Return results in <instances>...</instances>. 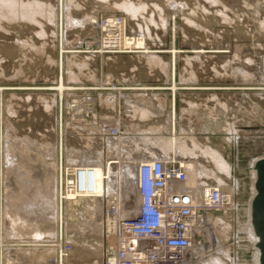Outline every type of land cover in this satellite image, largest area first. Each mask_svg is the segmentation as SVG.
<instances>
[{
	"label": "rangeland",
	"instance_id": "1",
	"mask_svg": "<svg viewBox=\"0 0 264 264\" xmlns=\"http://www.w3.org/2000/svg\"><path fill=\"white\" fill-rule=\"evenodd\" d=\"M42 1L53 4L54 10H60V0ZM185 1L188 5L180 10L168 4L163 6L168 17V29L158 36L153 34L145 39L148 51L156 50V54L162 59L156 64L149 62L151 66L147 56L151 53L144 52L146 48L133 42L132 38L140 35L133 28V21L125 10L114 4L106 5L91 0H62L63 5H71L70 12L77 20L76 24H66L64 21L63 31H67L68 37L63 35L62 39L61 26L58 28L53 22H48L46 11L35 14L36 19L39 18L38 21L48 30L47 32L45 29L46 34L41 37L37 33L40 25L35 22L26 23L22 18L19 22L12 23L4 20L8 30L6 32L0 29V264H56L62 258L64 264H93L94 261L104 264L106 255L113 247L110 243V237L114 234V201H110L114 200L113 195H109L111 198H107L108 203L103 209L102 230L96 233L92 229L88 230L83 223L96 222L97 219L95 214L90 213L93 201L76 200L79 197L75 196L74 188L68 186L70 181L75 180V173L70 169L74 167L76 159L78 162L80 151L98 147L101 143L100 147L105 146L109 139L113 138L111 142L115 140L116 145L115 142L112 143L114 147L120 146L122 153L119 156L123 159L125 152L136 150L130 153L136 156L142 146H152V138L169 137L174 133L183 136L187 144L190 143L188 138L193 136L199 142L218 145L234 167L235 173L226 182L232 184L233 178H236L238 184L234 186L236 189L227 208L209 211L203 218L224 217L227 232L220 234L217 230L214 231L220 247L226 246L230 251L234 250L231 251L234 253L232 264H253L254 247L247 237L243 223L250 192L249 150L255 149L254 138L264 142V29L260 28L256 13L257 8L264 11V0H234L239 4H229V8L235 22L231 20L228 23L220 18L219 13H209L208 17L203 14L209 9L208 0ZM76 2L82 4L80 9L76 7ZM223 2L227 3V0ZM219 7L220 5L216 8ZM63 10L65 13L66 7ZM109 18L115 19L119 27L109 29ZM189 19L196 24L193 26ZM108 36H115V39ZM125 37L129 42L132 40V43L125 44ZM108 39L111 41L108 42ZM198 49L204 50L199 59L194 52ZM78 50H82L79 55L75 53ZM124 55H131L133 58L129 61ZM248 57L252 61H248ZM83 59L88 61V65H83ZM240 66L242 70H239ZM73 74H76L74 79ZM60 81L67 86L66 89L64 87V97L61 98L57 89ZM172 86H175L174 90ZM43 95L47 96L46 99L53 100V105H50L53 110L41 103ZM110 96L114 107L107 102V97ZM141 107H151L148 111L152 112H147L146 115L148 117L138 115ZM132 110L137 113H132ZM229 126L241 128L238 133L245 145L239 142L236 150L232 149L231 143L224 142L223 137ZM205 136H209V141ZM144 138H147V142ZM101 139L104 140L100 141ZM60 140L63 142V153L59 149L55 153V161L65 162L62 176L61 168L54 169L49 164L53 158L45 153L46 145L60 147ZM122 143L124 147H121ZM88 144L90 147L86 146ZM5 147L10 150L6 155ZM235 151L236 156L233 155ZM66 154L73 159H70L72 163L66 161ZM8 155L18 163L8 160ZM110 155H114L112 159H117L114 153ZM110 155L107 154L106 157L110 158ZM174 159L180 161V156L177 160ZM56 175L59 185L61 177L63 181L62 187L59 186V195L63 197V218L62 223L59 220V234L49 235L51 229L55 231L57 228L56 221L46 219L50 215L49 211L34 209L26 215L24 210L29 209L26 206L28 199L52 187L51 177L55 178ZM206 181L217 183L214 178ZM66 189H71L74 196H67ZM133 195L135 192L131 194L132 197ZM20 215L26 217L24 221L20 219ZM69 225H74L77 230L75 234L66 232ZM36 231L43 235H35ZM96 246L103 250L99 255ZM208 247H204L202 253L188 251L185 264H201L203 260L218 255L217 248ZM68 249H72L69 255ZM84 253V256L77 255ZM223 259L229 262V259Z\"/></svg>",
	"mask_w": 264,
	"mask_h": 264
},
{
	"label": "bare ground",
	"instance_id": "2",
	"mask_svg": "<svg viewBox=\"0 0 264 264\" xmlns=\"http://www.w3.org/2000/svg\"><path fill=\"white\" fill-rule=\"evenodd\" d=\"M81 1L83 2V1H86V0H81ZM91 1L96 2V3H98L97 1L103 2L106 5L107 4H114L118 8H121V9L125 10L128 13L127 15L133 21V28L136 29L137 34H140L137 37H133L132 36L133 37L132 38L133 39V42H135L137 45H142V47L146 48L147 50L144 51V52L151 53V54L147 55L148 56V64H149V62L151 63L152 61H153L152 63L155 62V64L157 62L162 61V59L160 58V56L158 54H156V52H157L156 50L148 51V46L145 43V39L147 37H152L153 34L158 36V34L160 32L161 33L166 32V29H168L167 28V23H168L167 21L168 20L166 19L168 17H166V15H165L164 7L163 6H165V5L168 4V5L172 6V7H175V9H177V10L179 9L180 10V9H182V7L188 5L185 0H179V1L178 0H150V1L149 0L148 1H146V0H91ZM223 1L224 0H208L209 9H206L205 8L207 14L206 13H203V14L208 17L209 16L208 15L209 13H212V14L219 13L220 18L223 21H227V23H228V21H231V20L234 21L233 20V17L231 16L232 14H231V11H230V8H229L231 6H229V4L236 5L237 3L239 4V2L234 1V0L233 1L232 0H227V3H225ZM70 4H72V3L70 2ZM219 5H220V7L219 8H216ZM70 6L68 4L67 5L66 4L63 5L62 0H60V10H59V8H57V10H54L53 4L46 3V2H44L42 0H0V29H3L6 32L8 30L7 27H6V25L4 24V22H5L4 20L11 21V23H12V22H15V21L19 22V20L22 18V19H25L24 22L26 21V23H27V21H29V22H35V23L39 24L40 25L39 26L40 29L37 31V33L41 37V36H43V35L46 34V30H47L46 28L47 27L44 28V24L42 25L41 24V21H38L39 18H38V20L36 19L35 14H37L38 12L46 11V13H45L46 14L45 15L46 16V20L48 22H53L54 24H56L55 26H57L58 28H59V26H61L60 34H61V39H62L63 38V35L66 36V33H67V31H63V23H64V21H65L66 24H69V23L70 24L71 23L72 24H76L77 23V20L72 17V13L70 12ZM81 6H82V4H80V2H78V3L76 2V7H78L80 9ZM63 7L64 8L66 7L65 13H64V10H63L64 8ZM236 7H238V6H236ZM248 7H250V6H248ZM237 9H239V8H237ZM203 12H205V11H203ZM256 13L259 16V19L258 20H259L260 25H261L260 28L261 29H264V11L262 9H260V8H257ZM37 17H39V15ZM78 20H80V19H78ZM189 20H191V19H189ZM192 21L193 20H191V22ZM192 23H193V26H194V24H196L195 21L192 22ZM30 24H33V23H30ZM47 24H50V23H47ZM54 24H53V26H54ZM81 24H83V23H81ZM189 24H190V22H189ZM114 25H116V24H114ZM237 25H239V24L237 23ZM196 26H198V25H196ZM66 27H67V25H66ZM68 28H69V26H68ZM203 28L205 29V27H203ZM205 31H207V30H205ZM47 32H48V30H47ZM194 32H196V30ZM195 36H197V35H195ZM66 37H68V36H66ZM52 38H54V37H52ZM124 41H125L124 43L125 44H128V45L130 43H132L131 42L132 40L129 42L126 37H125V40ZM175 51H174V54H175ZM62 52L63 51H61V60H60L61 69H62V64H63V53ZM81 52H82V50H78L75 53H78V55H79ZM194 52H196L195 53V57L198 58V57L201 56V54L204 53V50L198 49V50H196ZM89 56H90V54H89ZM124 57L126 59L129 58V61H130V58H133V56H131V55H129V56L124 55ZM236 57L238 58V56H236ZM116 58H117V56H116ZM196 58H194V61H197ZM249 58L250 57H248V61H252V59H249ZM85 59L82 60L83 65H85V64L88 65V61L85 60ZM186 59H188V58H186ZM187 62H189V61H187ZM136 64H138V63H136ZM159 64H161V63H159ZM189 64L191 65V63H189ZM78 65H79V63H78ZM237 69H238V67H237ZM240 69L242 70V67L239 68V70ZM74 75H76V74H73L72 75L73 79H74ZM241 76H244V75L242 74ZM248 78H249V76H248ZM64 87H65L64 86V83L62 81H60V83H59V85L57 87V89L59 91V94H60V98L62 96L64 97V95H63ZM66 87H65V89H66ZM174 87L175 86H172V89L173 90H174ZM153 94H155V93H153ZM30 95H32V94H30ZM46 97H47L46 95L41 96V98H43V99L40 98L41 103L44 106H46L48 109H52L50 107L53 105L52 104L53 103V100L51 98H50V100L49 99H46ZM51 97H53V96L51 95ZM108 98H109V101H107V100L106 101L109 102V104L110 105H113V107H114V103L112 101L113 100L112 97L110 96V97H107V99ZM182 106H183V104H182ZM128 107H129V105L127 106V108ZM133 107H135V105H133ZM133 107L131 109H133ZM149 108L151 109V107H149ZM149 108H142V109H140L138 115L141 116V117L148 115L147 112H149L148 111ZM154 110H155V108H154ZM156 110H158V109H156ZM133 112L134 111L132 110V113ZM150 112H152V111H150ZM129 113H130V111H129ZM134 113H137V111L134 112ZM93 115H94V113H93ZM132 115H134V114H132ZM135 115L137 116V114H135ZM136 116H134V117H136ZM146 117H148V116H146ZM173 128L175 129V111H174ZM238 130H241V128L240 129H237L234 126H229V127H227V134H226V136L223 137L224 138V142H228L229 144L231 143L233 145V148L232 149H234V150H236L235 148L237 147V145H238L239 142H242V144L244 143V145H245V142L239 136ZM66 131H67V128H66ZM137 131H138V128H137ZM190 131H192V130H190ZM183 133H185L184 130H183ZM241 133H243V132L241 131ZM182 135H185V134H182ZM240 135H242V134H240ZM246 136H248V135H246ZM257 137H259V136H257ZM116 138H117V136H116ZM118 138H119V136H118ZM245 138H247V137H245ZM125 139H126V137H125ZM141 139H142V137H141ZM152 139H153L152 140L153 141V145L152 146H150V145L147 146L146 145L144 148L142 146L141 147V150L138 149L139 152H137V153L139 155L137 154L135 156L134 154H130L132 150L129 148L131 151L129 150L130 152H128V153L125 152L123 159H122V157L119 156L122 153V150L119 149L120 146L119 147H114V144H112V143L115 142V140L113 142H111L113 140V138L111 140L109 139V140H107V143L105 142L107 144V145L104 144L105 146L100 147L102 145V143H101L100 146H98V147L93 146L95 149H93V147L91 146L92 148H86L85 150L83 149L82 151H80L81 154H82V156L80 154V157L78 158L79 159L78 162H77V159H76V161H75L76 163H75L74 167H72L70 169V170H72L75 173V187L76 188H75V193L74 194H75L76 197L77 196L79 197L76 200L79 201L81 199V200L87 201V199H90V200L93 201L92 207L90 206V208H91L90 213L91 214H95L97 219H95L96 222H93L92 221V222H85V223H83L84 227L86 226L87 229L89 228L88 230L92 229L93 232L95 231V233L100 231L101 227L103 226L102 223H104L103 222L104 219H102L103 218V209H104V207H106V205L108 203L107 198L110 197L109 195H113V199L114 200H110L112 202L114 201V206H113V210H114V213H113L114 214V218H113V228H114V230L113 231H116V233H114L110 237V240H111L110 243L113 246L115 245L116 240H117V237H118L117 230H118V223H119V221L122 218L132 216L138 210L139 196L137 194V183H138L139 174H140V161H143V160L161 159V160H164V161L167 162L168 160H171L173 158H176V160H177V157L180 156V162L184 163L185 168H187V169H185L186 170L185 171L186 172V178L181 183L175 184L174 187L179 188V189H188V191H190V193L192 194V196L195 199L196 198H199V196L201 195V193H202V185H203L204 181H206L208 178L209 179L210 178H214L215 181L217 182V184L221 187L222 191L227 192L230 195V197H232L233 192L236 189L234 187L235 184H238V181L237 182L235 181L236 178H233L234 179V182L232 184H228L226 182L227 178L230 177L232 174L235 173V170H234V167L228 162L227 157L225 156V154L223 152V149L222 148H219L218 145L217 146L216 145H213L212 146L211 144L209 145V144H207L205 142L204 143L199 142L198 140L195 139V137L193 138V136H191V137L188 138V139H190L189 140L190 143L187 144L186 141H185V139L183 138V136H177L175 133L172 136L170 135L169 137H165V136L164 137H155V138H152ZM205 139L207 141H209V136H205ZM252 139H253V137H252ZM102 140H104V139H101L100 141H102ZM144 140L146 141L147 138L146 139L144 138ZM253 140H255V143H253V144H255V149L253 151H250L249 150V154L248 155L250 157L247 156L249 158V162H248V166H249V172H248L249 173V176H248L249 188L248 187L247 188H248V190L250 192H249V197L247 199V207H245L246 208L245 209L246 219H245V222L243 223V228L246 230V232L248 234L247 237H249L250 240L253 243L254 252H253V255H252L253 256V262L252 263L253 264H260V260H259L260 251H259V248L257 246L258 236L255 233L254 226H253V223H252V208H251V203H252V199L254 198V196L256 194L255 181H256V178H257V172H256V168H255V163H256V161L258 159L264 157V142H262V141H260L259 139H256V138H254ZM25 141L27 142V140H25ZM60 141H61L60 147H59L58 144H57L58 146L57 147H54V148H53V145L52 144H51L52 146L50 144H48L46 146L44 144L43 145L45 146V151H46L45 153L47 155L51 156V158H53L51 161H49V164H51L54 169L57 168L56 170H58V168L60 167L61 168V176H62V167H63V163H65V162L64 161L62 162V160H61V162L60 161L58 162V160L55 161V157H56L55 156V153L59 152L58 151L59 149H61V153H63L62 152V147H63L62 143L63 142H62V140H60ZM152 141H151V143H152ZM140 142H141V140H140ZM149 142H150V139H149ZM22 143H23V141H22ZM87 143H88V141H87ZM151 143H147V144H151ZM11 144H10V146H11L10 148H12V145ZM246 144H247V142H246ZM115 145H116V142H115ZM138 145L139 144H137V146ZM8 146H9V144H8ZM86 146L87 147L88 146L90 147L89 144L86 145ZM117 146H118V144H117ZM221 146H223V145L221 144ZM121 147H124L123 146V143H122V146ZM65 148H67V147H65ZM136 148H138V147H136ZM125 149H123V150H125ZM246 149H247V146H246ZM9 151L10 150H7V147H5V150H4L5 153L4 154L5 155L8 154ZM133 151H136V150H133ZM111 153L112 154L114 153L116 155L115 158H117V159H112L114 157V155H112L113 157H111V155H110ZM11 154H13V152ZM67 154L65 156L64 155L63 156L66 158V161H68V162L70 161L72 163V161L70 160L72 158L70 157V155L67 156ZM107 154L110 155L109 156L110 158L106 157ZM10 155H8V157H9L8 160H11L10 158H11L12 155L11 156ZM233 155L236 156V151L233 153ZM57 159H59V158H57ZM8 160H6V161H8ZM14 160H16V159H14ZM14 160L12 159L11 161H14ZM48 160H50V157H49ZM68 162H67V164H69ZM15 163H18V162H15ZM65 165L66 164H64V166ZM67 171H68V169H67ZM21 175H23V172H22ZM28 178L27 177H24V179H28ZM23 181H26V180H23ZM51 181H53L52 182V187L47 188V189H44V192L43 193L42 192L37 193V191H36L35 193H37V194L34 193L36 196L34 195L35 196L34 198H30V199L27 200V205H26V202L24 201L25 202V205L27 207H29V209L26 210V211L24 210V212L27 215V213H29L31 210H34V209H39L40 211H43V210L47 209L49 211L48 214H50V215L49 216H46V219L47 220L49 219V220H52V221L54 220L57 223L56 230L54 231V230L51 229L49 235H54V234L55 235H58L59 234V228H58V226H59V220L62 223V218H63L62 217V199H63V197H62V195H59V186L62 187L63 181H62V177H61V181H60V185H59L58 175H56L55 178L54 177L53 178L51 177ZM28 184H29V182L27 183V185ZM50 185H47V186L49 187ZM40 191H42V190H40ZM66 191H67V196H72V195L74 196L72 190L69 191V190L66 189ZM134 192H135V195H133V197H132L131 194H134ZM65 196H66V194H65ZM87 208H88V206H87ZM35 214H37V213H35ZM228 214L226 213V215H228ZM24 218H26V217H24L23 215H20V219L22 221H24ZM223 218H222V216H217L215 218L207 217L206 219L204 218V220H202L201 222H199L198 218H196V220L194 221V223L196 224V230L201 233V235L203 236V238L205 239V241H203L201 243H198V244H194L189 249H187L186 251H184L182 253V256H181V264H185V262L187 261V259H186L187 258L186 257L187 256L186 253L188 251H192L194 253H199V252L202 253L204 247H208V246L209 247H213V248H217L218 255H213V256L210 255L211 257L209 259H205L202 262L201 261H198V262H201V264H232V262H231L233 260L232 255H234V253H232L231 251L233 249L231 248L232 250L230 251V249L225 248L226 246L223 247V248L220 247V244L218 242V237H217L216 233H214L215 230H217L220 234H223V233L225 234L227 232L226 230H227V227L228 226H227L226 221ZM79 224H81V223H79ZM70 227L71 226L69 225V228H67V231L66 232L69 233V231H70L71 233L75 234L77 230L75 229L74 225H72L71 228ZM51 228H53V227H51ZM61 229H62V225H61ZM77 229L79 230V228H77ZM61 232H62V230H61ZM79 232H80V230L78 231V233ZM35 235H40L41 236L43 234L42 233H39V231H36V234ZM75 243H78V242H75ZM95 249L98 250L97 255H99V252L101 253V251H103V250H101V247H97L96 246ZM67 252H68V255L71 254L72 253V249H70V250L68 249ZM85 254L86 253H84V254H77V255H83L84 256ZM210 254H211V252H210ZM190 255H191V253H190ZM207 256H209V255H207ZM224 257L226 259H229V262L228 261H225L223 259ZM62 259H61L60 262H57L56 264H64ZM66 263H68V262H66ZM100 263H102V262H100ZM50 264H53V263H50ZM93 264H98V263H97V261H94Z\"/></svg>",
	"mask_w": 264,
	"mask_h": 264
},
{
	"label": "built area",
	"instance_id": "3",
	"mask_svg": "<svg viewBox=\"0 0 264 264\" xmlns=\"http://www.w3.org/2000/svg\"><path fill=\"white\" fill-rule=\"evenodd\" d=\"M107 26L118 28L119 23L109 18ZM185 171L184 163L174 158L140 161L138 210L119 221L116 243L104 264H181L182 253L203 242L194 221L227 208L231 197L217 183L205 181L195 199L188 189L174 187L185 180ZM69 184L75 191V180Z\"/></svg>",
	"mask_w": 264,
	"mask_h": 264
},
{
	"label": "water",
	"instance_id": "4",
	"mask_svg": "<svg viewBox=\"0 0 264 264\" xmlns=\"http://www.w3.org/2000/svg\"><path fill=\"white\" fill-rule=\"evenodd\" d=\"M257 178L255 181L256 194L252 199V223L258 236L257 246L260 251V264H264V157L255 163Z\"/></svg>",
	"mask_w": 264,
	"mask_h": 264
}]
</instances>
